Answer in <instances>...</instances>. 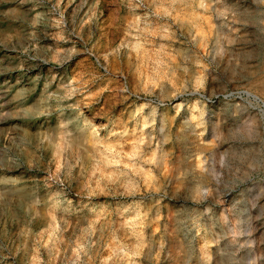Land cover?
<instances>
[{
    "label": "rangeland",
    "instance_id": "374dc122",
    "mask_svg": "<svg viewBox=\"0 0 264 264\" xmlns=\"http://www.w3.org/2000/svg\"><path fill=\"white\" fill-rule=\"evenodd\" d=\"M247 92L264 0H0V264H264Z\"/></svg>",
    "mask_w": 264,
    "mask_h": 264
},
{
    "label": "bare ground",
    "instance_id": "6f19581e",
    "mask_svg": "<svg viewBox=\"0 0 264 264\" xmlns=\"http://www.w3.org/2000/svg\"><path fill=\"white\" fill-rule=\"evenodd\" d=\"M135 47H138V45L136 44ZM247 95H249L250 97H252L253 100H254L257 104H258V103H260V105H261V103L264 104V102H262V100H261L257 95L252 94V93H250V92H247ZM261 106H262V105H261ZM179 107H181V104H179ZM262 109H264V106H262ZM173 247H174V246H173Z\"/></svg>",
    "mask_w": 264,
    "mask_h": 264
}]
</instances>
